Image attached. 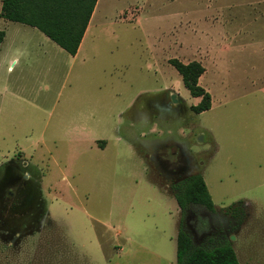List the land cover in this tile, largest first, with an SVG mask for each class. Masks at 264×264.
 I'll return each mask as SVG.
<instances>
[{"label":"rangeland","instance_id":"1","mask_svg":"<svg viewBox=\"0 0 264 264\" xmlns=\"http://www.w3.org/2000/svg\"><path fill=\"white\" fill-rule=\"evenodd\" d=\"M102 3L75 64L0 66V264H176L172 194L197 173L216 212L189 206L186 231L264 264V0ZM171 58L205 68L208 110Z\"/></svg>","mask_w":264,"mask_h":264},{"label":"trees","instance_id":"2","mask_svg":"<svg viewBox=\"0 0 264 264\" xmlns=\"http://www.w3.org/2000/svg\"><path fill=\"white\" fill-rule=\"evenodd\" d=\"M96 1H88L82 25L76 33L69 32L58 23L45 22L48 19L71 15V12L64 6L68 0H2L0 17L36 27L67 53L75 55ZM22 5H25L28 11H24ZM4 36V30L0 29V44ZM169 63L177 70L183 86L191 96L200 98L197 104L191 105L190 109L197 114L208 110L211 107V95L198 83L199 77L205 71L201 63L198 61L183 63L176 58H171ZM174 189L175 193L172 195L179 207L176 264H240L236 252L226 236L212 234L207 237V245H197L192 234L184 228V219L189 206H203L211 213L216 212L202 174L197 173L179 181L175 184ZM231 206L228 208H232ZM196 222L197 231L200 234L210 232L208 220L205 217L197 215Z\"/></svg>","mask_w":264,"mask_h":264},{"label":"crops","instance_id":"3","mask_svg":"<svg viewBox=\"0 0 264 264\" xmlns=\"http://www.w3.org/2000/svg\"><path fill=\"white\" fill-rule=\"evenodd\" d=\"M88 1L89 0H78V2H76V0H68L64 6L71 12V15L59 17L57 19H48L45 20V22L58 23L62 27H65L69 32L76 33L82 25ZM261 1L262 0H260V2ZM102 2L103 0H97L95 2L93 11L86 24L75 55L67 53L63 48H61L36 27L20 22L5 20L0 17V25H3L4 27L10 25L15 27V29L12 30L14 31V35H11L10 39H8L9 36L7 30H4L5 36L0 44V66L7 64L9 61L8 67L18 63L20 65L27 66L28 63L34 61H48L56 63L60 59H66L70 65L75 64L78 60H81V57H83L89 50V47L85 46V42L90 40L93 37L94 32L98 30V27H102L103 25L102 18L105 16L102 14ZM1 5L2 0H0V10ZM32 6L34 7V5ZM22 9L24 11H28V8L25 5H22ZM195 98L197 102L200 100L199 97Z\"/></svg>","mask_w":264,"mask_h":264},{"label":"flooded vegetation","instance_id":"4","mask_svg":"<svg viewBox=\"0 0 264 264\" xmlns=\"http://www.w3.org/2000/svg\"><path fill=\"white\" fill-rule=\"evenodd\" d=\"M172 98L174 99V96H172ZM159 154H157V156H158ZM169 156H172V158L174 157V158H176V160H169V158H167V161H165L167 164H169V161H173V162H177V164L180 162V161H182L183 160V158L185 159V156H184V154L181 152V151H177L174 147H173V149H172V152L169 154ZM165 160H166V158H165ZM184 161H182V163H181V165L179 166L180 168H177V169H175L174 171H176V172H179V171H183L184 169H186V166H184ZM21 164V166L22 167H24V166H26L25 164L26 163H21V162H19V165ZM9 178H11V177H6L5 178V180L6 179H9ZM13 178V177H12ZM30 178V175L29 174H26L25 172H23V173H21L20 175H19V191H21V190H23V189H25V187H26V185H27V181L28 180H30L29 179ZM13 180V179H12ZM18 190V189H17ZM17 190H16V192H17ZM16 193H14V192H12V191H10L9 193H8V195H9V197H15V196H17V195H15Z\"/></svg>","mask_w":264,"mask_h":264}]
</instances>
